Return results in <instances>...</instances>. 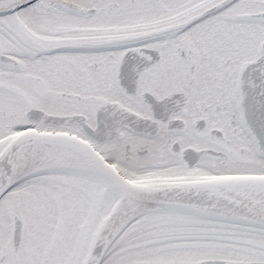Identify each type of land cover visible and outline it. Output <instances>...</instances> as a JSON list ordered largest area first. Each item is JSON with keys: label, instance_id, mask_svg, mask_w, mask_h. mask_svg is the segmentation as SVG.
Here are the masks:
<instances>
[{"label": "snow or ice", "instance_id": "1", "mask_svg": "<svg viewBox=\"0 0 264 264\" xmlns=\"http://www.w3.org/2000/svg\"><path fill=\"white\" fill-rule=\"evenodd\" d=\"M0 264H264V0H0Z\"/></svg>", "mask_w": 264, "mask_h": 264}]
</instances>
